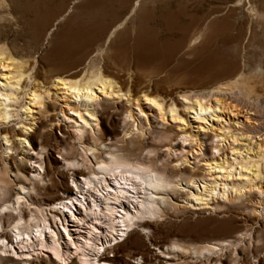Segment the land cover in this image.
I'll list each match as a JSON object with an SVG mask.
<instances>
[{
	"label": "rangeland",
	"instance_id": "obj_1",
	"mask_svg": "<svg viewBox=\"0 0 264 264\" xmlns=\"http://www.w3.org/2000/svg\"><path fill=\"white\" fill-rule=\"evenodd\" d=\"M136 2L137 0H0V43H5L16 57L25 60L30 69L28 73L35 74L39 81L49 87L47 82L55 79L56 75L68 74L80 68L91 56L104 49L102 56L109 63V69L118 70L121 75H131L139 86L146 85L149 80L152 84V81L159 79L161 81L156 85L170 91L172 97L184 105L191 99L181 95L183 90L189 89V95L210 82L211 78L200 72L203 63L214 68L215 77L221 79H230L240 70L245 72L253 101L248 102L237 89L221 91V95L217 97L235 105V108L230 112L223 107H214V114L217 116H207L204 125L208 127L196 123L203 121L195 117L192 109L179 106L178 110L186 116L183 121L168 118L164 125H161L156 122V117L148 114L150 120L148 126L146 124L143 127L145 132L142 135H137V131L128 134L123 129L119 102L103 110L99 107V130L96 132L99 137L89 139L98 144L96 153L99 154V159L108 157L111 151L118 148V153H125L124 155L133 162L135 158H140L145 159L151 167L159 165L170 173L174 181L179 179L177 171L182 172L183 178H186L188 173L195 172L199 174L196 179L200 180L201 175L206 173V161L202 160V151L208 148L209 151L215 152L211 145L212 139L216 138L212 137V134L213 130L220 132L219 126L235 132L239 138L237 141H225L222 144L224 153L218 152L221 155L232 159L241 154L243 157L254 159L252 154L257 151V145H260L264 152V0H141L142 11L135 13L132 8ZM250 5L257 9V16L249 15ZM121 23L119 31H122V35L113 36L107 41L114 26ZM199 33L203 34L201 38L192 42ZM118 53L123 56L118 58ZM25 82L32 84L33 79L23 81L22 85ZM28 88L29 86L24 87L25 92ZM51 88L50 94L53 97L46 100L50 104L47 112L40 113L34 108L33 115L26 117L18 113V116L0 126V130L6 127L11 132L22 126V123H16L19 120L30 123L32 127L26 128L29 129V134H33V141L37 144L35 150L15 147L6 155L5 141L0 134V164L6 166L10 177L19 173L11 156L18 163L24 154L40 151L42 156L49 155L60 161L55 175L60 185L58 192L45 194L42 191L37 194L31 189L32 192L25 200L26 206L22 204L21 208L36 205L29 204L30 202H39L47 208L48 199L65 196L62 192L64 184L73 186L65 162L51 147L56 145L54 135L65 138L64 132L72 130L68 126L71 122L69 120L48 122L47 119L59 114V107L62 105L61 98L54 96L55 88ZM25 97L28 96L23 94L17 110H22L20 105L27 101ZM51 124L58 125L59 129H52ZM100 127L108 133H101ZM164 128L169 129V139L158 140V132ZM183 130L201 133V151L194 150V142L183 143L185 148L182 150L176 147L169 150V145L181 144L178 133ZM43 141L50 145L48 150L40 149L39 144ZM66 141L68 144L62 145V149L71 148L72 155L81 159V150L75 141L71 138ZM89 157L91 161L86 164L88 168L85 165L78 167L88 171L95 161L92 154H89ZM5 158L8 160L5 161ZM31 161L22 162L25 166L24 174L31 173L30 169L28 171ZM237 166L239 167V164L235 167ZM260 168L261 174L257 181L263 191L261 197L264 198V160ZM26 182L25 185L29 187L35 184V181L33 185L28 184L29 181ZM197 183L192 186L195 187ZM17 184H12L9 180V193L0 195V218L5 231L9 230V225L16 217L14 212L8 215L5 204L11 206ZM187 191L189 190L184 179L176 188L169 184L155 191L152 199H162L161 207L167 208L162 216H155L150 220L161 225L162 232L155 234L152 242L148 239V231L143 234L141 241L140 237L135 238L138 241L128 240L125 246L123 245L125 264H165L163 260L145 263L142 254L147 252L148 248L157 255L170 256L183 264L190 261L194 264L195 258H189L188 255L186 257L181 254V250H173L182 256L181 259L171 253L170 244L177 241L186 245L190 241L198 240L217 245L216 253L212 256L218 254L223 261H228V264H241L243 261L249 264H264V207L255 202L259 199L254 197V200L246 199L242 202L241 199L228 200L217 197L214 201L211 200L210 204L198 207L191 205V202H185L183 194ZM247 192L254 195L258 189ZM167 203L173 206H168ZM244 205L255 206L256 210L244 208ZM47 214L50 218L51 214ZM117 238L123 239L121 236ZM117 238L110 242V248L116 241H122ZM153 240L158 243L152 244ZM109 250L108 248L104 253L114 257V252ZM167 252L169 254H166ZM135 253H138V256L133 258ZM0 264L15 263L0 260ZM44 264L55 262L47 261ZM210 264H214V261Z\"/></svg>",
	"mask_w": 264,
	"mask_h": 264
},
{
	"label": "bare ground",
	"instance_id": "obj_2",
	"mask_svg": "<svg viewBox=\"0 0 264 264\" xmlns=\"http://www.w3.org/2000/svg\"><path fill=\"white\" fill-rule=\"evenodd\" d=\"M141 4V0H137L132 11L140 12ZM248 9L249 15L257 16L258 11L255 6L250 5ZM121 26L122 23L114 26L107 41L113 36L122 35V31H119ZM202 35L199 33L192 42L198 41ZM103 51L105 50L101 49L99 53L91 56L80 68L68 74L56 75L55 79L47 82L50 84L49 87L39 81L35 74L28 73L30 69L25 60L16 57L5 43H0V126L18 116V113L26 117L33 115L34 108L40 113L47 112L50 104L46 100L53 97L50 90L54 87V96L61 98L60 102L63 106L59 107L60 115L56 114L47 120L48 122L58 121V119L69 120L71 122L68 126L72 130L64 132L65 138L54 135L56 145L51 147L61 155L64 165L70 171L69 177L73 183V186L64 184L62 192L65 196L55 198L57 202L54 201L55 199H48L47 208L41 206L39 202H30L29 204L36 205L21 208L20 205H25L26 198L32 192L31 189H34L37 194L42 191L45 194L58 192L60 185L55 175L60 161L49 155L42 156L40 151L24 154L23 159L18 163L11 156L13 163H16L15 169L19 172L12 177L7 173L6 166L3 163L0 164V195L9 193V180L12 184L18 183L14 189L11 206L5 204L8 215H12L13 212L16 214L9 225V230L5 231L0 218V260L12 261L15 264H44L47 261L55 262V264H125L123 245L128 240L138 241L135 238L140 237L141 241L143 234L148 231L150 233L147 235L148 239L152 242L155 234L162 232L161 225L150 220L155 216H162L167 208L161 207L162 199L159 201L152 199L155 191L169 184L176 188L180 186L183 179L186 180L189 190L183 194L184 200L191 202L193 206L208 205L217 197L228 200L241 199L242 202L246 199L254 200L256 197L259 200L255 202L264 207V198L261 197L263 191L257 181L261 174L260 164L264 160V152L260 145H257V151L252 154L254 159L243 157L241 154L235 155L232 159L221 155L218 152L222 151L224 147L222 144L225 141L239 139L235 132L225 130L222 126L218 128L220 132L213 130L212 137L216 139H212L211 147L215 152L209 151L208 148L202 151L204 155L202 160L206 161V173L201 175L200 180L196 179L199 174L195 172L188 173L187 177L183 178L182 172L177 171L179 179L174 181L170 173L159 165L151 167L145 159L140 158H135L133 162L131 158L124 155L125 153H118V148L111 151L108 157L99 159L100 156L96 153L99 149L98 144L95 141H89L99 137L96 134L99 130L97 128L99 107L103 110L109 105L110 107L117 105L118 102L121 104L123 129L128 134L137 131L139 132L137 135H142L145 132L143 127L146 124L148 126L150 120L148 114L156 117L158 119L156 122L161 125H164L168 118L183 121L186 116L178 110L179 106H185L188 110L192 109L195 117L203 121V123H196L208 127L205 126L207 116H217L214 114L216 112L214 107H223L230 112L232 108H235V105L217 97L221 95V91L237 89L248 102L253 101H251L252 91L244 71L240 70L230 79H227L228 77L221 79L215 77L214 68L203 63L200 72L206 73L211 78L210 82L204 88L192 91L189 95L187 94L190 92L189 89L183 90L181 95L191 99L184 105L177 98L172 97L170 91L156 85L161 81L159 79L152 81V84L149 80L146 85L139 86L131 75H121L118 70L109 69V63L102 56ZM121 56L123 54L118 53L117 57ZM29 78L33 79V83L25 82L22 85V82ZM223 80L226 81L223 82ZM27 86L29 88L25 92L24 87ZM23 94L28 97H25L27 101L20 103L22 110L19 111L16 108ZM247 101L243 100V102ZM30 120L34 119L30 118ZM16 123H22L18 130L13 129L10 132L6 127L0 130L2 139L5 141L6 155H9L8 151L15 147H24L27 150H35L37 147L33 141V134H29V129L26 128L32 127L31 124H26L23 120ZM51 127L54 130L59 129L58 125L51 124ZM167 130L169 129L164 128L160 133L158 132V140L169 139ZM100 132L108 133L104 132L103 127H100ZM49 134L53 136L52 132ZM178 135L181 144L169 145V150L175 147L182 150L185 148L183 143L194 142V150L201 151L200 132L183 130ZM14 137L17 138L13 139ZM69 138L79 146L81 159L72 155L71 148L62 149V145L68 144L66 140ZM39 145L43 150H48L50 147L45 141ZM89 154L94 156L95 161L89 170L85 171L78 166H86L91 161ZM24 159L32 160L28 167L30 174H24L25 166L22 165V162H25ZM4 160L7 161L8 158ZM237 164L239 167H235ZM26 181H29L28 184L31 185L35 181V184L29 187L25 185ZM195 183L197 185L193 187ZM253 189H258L257 194L252 195L247 192ZM172 191H174L173 188ZM167 205L173 206L170 203ZM243 207L256 210L255 206L244 205ZM47 213L51 214L50 218L47 217ZM119 236L123 239L117 238ZM116 238L122 241H116L110 248V242L115 241ZM153 241L154 245L158 243L156 240ZM221 241L223 242L224 239ZM216 246L199 240L190 241L186 245L177 241L170 244L171 253H175L181 259L182 256L173 251L181 250V254L186 257L188 255L189 258H195L194 264H210L212 260L214 264H228V261H223L220 255L212 256L216 253ZM108 248L110 252H114V257L104 253ZM219 249L221 250L222 247ZM135 255L138 256V253L133 254V258ZM142 255L145 263L163 260L165 264H183L170 256L157 255L150 248ZM139 257L142 258V256ZM187 264L192 263L190 261ZM241 264L249 263L243 261Z\"/></svg>",
	"mask_w": 264,
	"mask_h": 264
}]
</instances>
